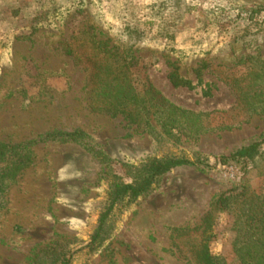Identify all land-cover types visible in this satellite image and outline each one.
Instances as JSON below:
<instances>
[{"label": "rangeland", "instance_id": "1", "mask_svg": "<svg viewBox=\"0 0 264 264\" xmlns=\"http://www.w3.org/2000/svg\"><path fill=\"white\" fill-rule=\"evenodd\" d=\"M257 6L264 0H0V143L18 145L0 160V264H33L52 247L70 264H190L177 242L198 233L220 193L241 184L264 192V155L217 158L264 141V114L237 106L227 82L252 56L264 58V10L250 12ZM74 37L80 50L93 39L139 56L134 74L171 103L215 111L201 117L208 130L168 133L153 117L135 123L91 110L88 71L63 49ZM173 71L194 87L172 86ZM74 129L111 163L75 141L46 136ZM150 156L199 161L173 167L117 205L110 235L91 249L110 180L130 182L127 165ZM230 221L218 216L210 249L239 264Z\"/></svg>", "mask_w": 264, "mask_h": 264}, {"label": "trees", "instance_id": "2", "mask_svg": "<svg viewBox=\"0 0 264 264\" xmlns=\"http://www.w3.org/2000/svg\"><path fill=\"white\" fill-rule=\"evenodd\" d=\"M262 10L264 7L257 6L250 12L257 14ZM78 41V37L72 38L64 43L63 49L66 55L83 62L88 71L86 102L91 110L111 115L121 114L135 123L142 120L148 122V118L153 117L168 133L179 127L190 132L191 126L196 127L198 132L202 129L208 130L207 126L203 128L201 125V117H208L215 111L194 112L171 103L146 76L134 74L133 67H141L139 56L127 54L126 51L118 52L113 45L108 46L106 41L93 39L84 41L85 49L80 50ZM251 59L249 68L242 74L226 80L233 89L237 106L249 113L264 114V58L252 56ZM168 79L174 87H194L191 80L174 71L168 74ZM210 94V89L203 91L204 96ZM46 136L75 141L101 163H111L110 157L100 147L90 143L80 129L51 131ZM262 143L264 141L251 142L229 155H220L217 158L222 163L234 158L252 159L256 154L264 155V151L260 152ZM14 147L18 145L0 143V160ZM198 161L184 156H150L137 165H127L132 180L124 183L110 180L105 203L88 246L95 249L108 238L111 233L110 216L117 205L125 199L131 202L150 190L158 177L173 167L192 165ZM220 214L227 215L231 220V249L239 264H264V192L250 190L245 184L220 193L212 208L203 215L197 228L198 233L179 238L176 245L178 251L190 264H230L225 256L214 254L210 249V242L215 235L214 223ZM43 258L46 260L44 264H70L66 252L55 247L47 250L40 260ZM40 260L33 264H42Z\"/></svg>", "mask_w": 264, "mask_h": 264}]
</instances>
